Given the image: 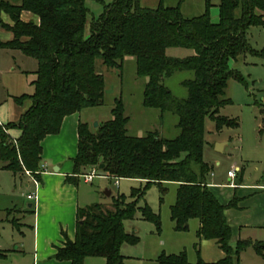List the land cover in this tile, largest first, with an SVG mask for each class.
Listing matches in <instances>:
<instances>
[{
  "label": "trees",
  "instance_id": "16d2710c",
  "mask_svg": "<svg viewBox=\"0 0 264 264\" xmlns=\"http://www.w3.org/2000/svg\"><path fill=\"white\" fill-rule=\"evenodd\" d=\"M184 1L164 6V0H159L155 8H148L140 0H113L88 22L85 0H0V10L12 20L11 25L2 24L12 38L0 42V48L19 50L37 61L30 82L32 93L13 97L17 104L29 100L30 106L17 121L0 123L1 168L14 177L28 171L38 178L43 138L58 133L65 116L103 102L105 80L98 62L114 68L125 57H134L136 75L146 78L142 105L177 117L178 134L173 138L155 131L130 135L129 117L119 98L111 108V118L98 123L95 130L86 122L79 123L74 175L96 167L98 175L138 179L143 184L131 188L128 196H112L110 207L92 203L78 208L75 238L57 249L56 260L83 264L87 257H102L105 264H126L121 245H133L139 239L125 231L124 221L134 219L138 210L141 219L151 221L160 232L159 215L138 202L152 185L162 200L167 182L178 184L170 206L174 230L184 231L189 220L198 219V239L215 240L224 257L206 262L198 255L190 263L184 251L161 253L155 264H240L239 255L248 247L264 253V240H238L231 246L225 210L236 207V201L224 205L217 200L205 182L210 167L203 160L206 117L214 121L217 132L239 126L237 118L219 115V109L231 103L224 97L228 80H243L230 60L245 54L264 56V50L252 48L247 38L250 27H264V0H218L217 22L209 15L211 0H204L203 13L191 17L181 12ZM23 11L36 16L37 22L22 20ZM168 48L190 49L192 54L172 57L166 54ZM184 70L191 71L192 77L181 82L186 97L177 98L163 79ZM13 129L20 130L16 138L9 133ZM12 223L16 225V220ZM6 255L0 250V259Z\"/></svg>",
  "mask_w": 264,
  "mask_h": 264
},
{
  "label": "rangeland",
  "instance_id": "374dc122",
  "mask_svg": "<svg viewBox=\"0 0 264 264\" xmlns=\"http://www.w3.org/2000/svg\"><path fill=\"white\" fill-rule=\"evenodd\" d=\"M17 2V0H9ZM113 0H85V6L89 10L88 22L100 16L104 5ZM159 0H140L143 7L155 8ZM178 0H164V6H176ZM209 15L213 22L218 21V0H211ZM204 0H185L181 4V12L185 17L196 16L204 12ZM88 23L86 33H88ZM10 33L0 25V41H5ZM247 38L252 48L264 50V27L253 26L247 31ZM166 54L172 57H184L192 54V50L185 48H168ZM230 66L242 78V81L229 79L224 97L230 98L231 103L219 109V115L237 118L238 128H223L217 132L214 129V121L209 117L204 121L203 160L215 171L225 174L230 161L235 160L240 165L244 164L250 173H255L258 179H264V56L252 54L240 55L235 60H230ZM14 68V70H12ZM36 68V60L25 56L19 50L0 49V120L16 121L20 113L27 110L30 101L25 100L17 104L14 96L32 93L30 82L34 79L32 72ZM97 69L103 74L105 80L103 102L99 105L86 108L82 111L83 119L89 122L92 130L97 127L95 123L103 122L111 118V108L116 99L124 103V114L129 117L127 132L130 135L143 136L147 132H157L161 137L173 138L178 134L176 127L177 117L170 113H160L157 109H148L142 105L143 86L146 78L138 77L135 72L134 57L124 58L120 67L107 68L97 63ZM192 72L188 70L176 71L163 79L164 85L173 96L184 98L187 95L186 88L181 84L185 79L191 78ZM92 118V120L90 119ZM258 128L260 130H258ZM227 142L222 151L217 150V145ZM221 162L217 168L215 162ZM0 159V246L8 248L12 253L26 252L24 262L27 263L32 255V230L33 213L29 212L28 201L23 196L24 182L14 177L8 170L1 168ZM20 176V174H17ZM118 180V179H117ZM115 179L104 175H98L92 183H79L82 195L88 197V191L93 192V200H107L105 190H111L113 195L122 193L129 195L131 188L139 187L140 181L119 179V184H114ZM166 193L160 199L161 194L157 186H150L138 206L145 203L151 210L159 215L161 231L157 232L151 221L141 219L137 210L135 218L124 221V229L128 233L138 237L136 244H122L120 251L129 258L127 264H153L151 256L144 259V250L150 246L153 239L159 242L158 249L165 252L184 251L188 262L195 263L197 254L194 251L196 219L189 220L188 228L184 231H175L170 218V206L176 198L177 185L169 182L164 185ZM32 189V188H31ZM109 202V200H107ZM110 206V203H106ZM11 220L19 223L18 228L11 225ZM24 234V236H23ZM183 246L179 250L178 243ZM155 246V244H154ZM179 250V251H178ZM246 251L252 250L249 248ZM11 253V254H12ZM248 253V252H247ZM13 256H9V261ZM242 264H251L249 254L242 256ZM5 263V262H3ZM7 263V262H6ZM31 264V261H30ZM241 264V263H240Z\"/></svg>",
  "mask_w": 264,
  "mask_h": 264
},
{
  "label": "crops",
  "instance_id": "0c3cea01",
  "mask_svg": "<svg viewBox=\"0 0 264 264\" xmlns=\"http://www.w3.org/2000/svg\"><path fill=\"white\" fill-rule=\"evenodd\" d=\"M21 19L24 21L32 20L34 22H37L38 20L36 16L26 11L21 13ZM2 24L11 25L12 20L8 14L0 10L1 27ZM8 32L10 34L6 36V40L0 42L9 41L12 38V33L10 31ZM36 68H33V73ZM12 70H14V68H12ZM82 111L65 116L61 122L58 133L49 134L41 141L42 152L40 156V170L38 172V178L36 177L38 182L37 185L33 182V178H35V176L31 174L28 175L26 173H22L20 176H15L20 181L24 182V189H26L27 192H25L23 196L26 198V201H28L29 212L33 213V225L31 226L33 238L32 255L30 254V258L26 263L22 261L27 255L25 251L21 254L17 252L18 248H16V252L14 251L12 253L11 251L13 250L2 248L0 246V250H5L7 252L6 257L0 259V264H30V261L31 264H70L69 261H59L53 257L57 249L64 246L66 240H74L76 231V214L78 208L85 207L92 203H102L104 205H106V203L111 204V197L114 196L111 190H105V193L109 192V194H105L106 197H108L107 200H109V202L107 200H93L94 190L88 191V197H84L79 186L82 176L73 174L72 158L77 154L78 125L80 122H86L89 125V122L83 119ZM22 113H20L19 116ZM90 119L92 120V118ZM12 121L13 120H7V122ZM7 122L0 120V123ZM258 130L260 129L258 128ZM9 133L13 138H16L20 135V130L13 129L10 130ZM226 145V141L221 143L220 151H222ZM42 164L44 165L43 168H41ZM215 166L220 168L221 162L216 161ZM209 167V172L205 176V182L217 200L224 205L229 203L232 199H235L236 201V207H230L225 210L227 221L232 230V237L230 241L231 246L234 247L238 240H251L252 242L263 241L264 179H258L257 176L254 175L255 173H250V170H248L244 164L240 165L235 160L230 161V165L225 174L215 171V169L210 165ZM232 168L236 171L234 178L227 176V171ZM88 171L89 170L86 172ZM69 178H71V180H68ZM119 179L129 178H118L117 184H115L114 181L116 186L119 184ZM93 180L91 182H85L83 180V182L87 184L92 183ZM130 180H137L140 181L141 185L143 184V181L138 179ZM173 183L178 186L176 182ZM30 193H34L36 198H28ZM12 221L13 220H11V225L18 228L19 223L16 221V225H13ZM196 221L197 232L199 228V221L198 219H196ZM196 232L194 251L197 254V258L199 255V257L206 262H214L224 257V252L220 249L215 240L198 239ZM159 242L160 241L157 239H153L151 241L152 245L146 246L144 250L143 258L146 259V257L150 255L152 257L150 260L153 264H155L156 258L161 253L177 254L183 247L181 242H179V252H165L163 250H160V252L157 250L156 252ZM196 243L197 247L195 246ZM249 248L252 250V253H249L250 251H246ZM121 254L126 258L125 262L127 264V259L129 257L126 256V254ZM246 254H249L251 264H264V253L258 254L252 247H248L240 253L239 259L241 264L243 258L242 256ZM11 255L13 257L7 261ZM83 264H105V259L102 257H87L85 258Z\"/></svg>",
  "mask_w": 264,
  "mask_h": 264
},
{
  "label": "built area",
  "instance_id": "2783aa9c",
  "mask_svg": "<svg viewBox=\"0 0 264 264\" xmlns=\"http://www.w3.org/2000/svg\"><path fill=\"white\" fill-rule=\"evenodd\" d=\"M43 166H44V165L42 164V165H41V168H43ZM25 173L28 174V175H30V173H29L28 171H26ZM235 175H236V171H235V169L232 168V169H230V170L227 171V176H228V177H230V178H234ZM81 176H82V178H83V180H84L85 182H91V181L93 180V178H95L96 176H98V170H97L96 167H92V168L89 169L88 172L82 174ZM117 179H118V178H117ZM117 179H115V184L118 183V180H117ZM33 182H34L35 185L38 184L36 178H33ZM28 198H30V199H35V198H36V195H35L34 193H30V194L28 195Z\"/></svg>",
  "mask_w": 264,
  "mask_h": 264
},
{
  "label": "water",
  "instance_id": "95a60500",
  "mask_svg": "<svg viewBox=\"0 0 264 264\" xmlns=\"http://www.w3.org/2000/svg\"><path fill=\"white\" fill-rule=\"evenodd\" d=\"M97 125H98V123L96 122V123H95V126L97 127ZM220 147H221V144H218V145H217V150L220 151V150H221ZM101 167H102V165H100V168H101ZM105 194H109V192H106Z\"/></svg>",
  "mask_w": 264,
  "mask_h": 264
}]
</instances>
